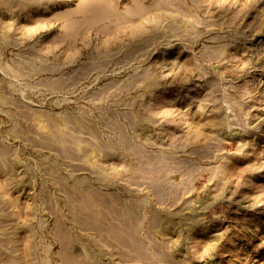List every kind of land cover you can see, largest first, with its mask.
I'll return each instance as SVG.
<instances>
[{
  "label": "rangeland",
  "instance_id": "1",
  "mask_svg": "<svg viewBox=\"0 0 264 264\" xmlns=\"http://www.w3.org/2000/svg\"><path fill=\"white\" fill-rule=\"evenodd\" d=\"M0 264H264V0H0Z\"/></svg>",
  "mask_w": 264,
  "mask_h": 264
}]
</instances>
